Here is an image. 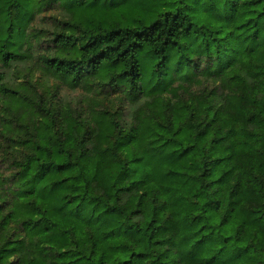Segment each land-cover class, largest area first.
<instances>
[{
    "label": "trees",
    "instance_id": "16d2710c",
    "mask_svg": "<svg viewBox=\"0 0 264 264\" xmlns=\"http://www.w3.org/2000/svg\"><path fill=\"white\" fill-rule=\"evenodd\" d=\"M0 264H264V0H0Z\"/></svg>",
    "mask_w": 264,
    "mask_h": 264
},
{
    "label": "rangeland",
    "instance_id": "374dc122",
    "mask_svg": "<svg viewBox=\"0 0 264 264\" xmlns=\"http://www.w3.org/2000/svg\"><path fill=\"white\" fill-rule=\"evenodd\" d=\"M30 66L35 67V70L33 71L34 83L39 87L41 91L45 93H48L49 91H53L61 94V96L64 95L75 96L79 94L81 90H83L81 88L78 90L72 89L70 86L63 84L60 79H57L51 76L50 74H47L45 71L38 68V66L36 65H25L22 67L23 71L27 73Z\"/></svg>",
    "mask_w": 264,
    "mask_h": 264
}]
</instances>
